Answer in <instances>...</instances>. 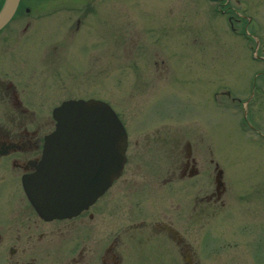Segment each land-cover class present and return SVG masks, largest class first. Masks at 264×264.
I'll list each match as a JSON object with an SVG mask.
<instances>
[{"label": "flooded vegetation", "instance_id": "flooded-vegetation-1", "mask_svg": "<svg viewBox=\"0 0 264 264\" xmlns=\"http://www.w3.org/2000/svg\"><path fill=\"white\" fill-rule=\"evenodd\" d=\"M192 1L204 8L211 43L202 52L206 56H199L205 58L208 76H202V68L195 69L199 79L209 84H247L249 94L264 97V0ZM5 3L0 0V11ZM87 5L90 0H18L13 16L0 30V264H161L165 248L172 258L178 255L184 264H193L192 243L177 230L175 219L188 206L183 217L198 223L224 209L226 201L223 174L217 183L220 168L212 157H199L192 128L183 135L180 124L164 122L144 127L142 135L133 138L139 130L125 126L111 106L124 127L126 147L120 174L99 196L72 215L43 217L25 192L23 180L33 179L45 137L54 129V108L66 100L98 99L82 97L81 90L75 95L71 89L53 104L60 84L48 60L53 50L49 53V47H55L46 30L49 19L63 8L68 21L76 17L74 32L82 38L88 32L83 16ZM191 33L199 35L196 29ZM80 38L71 40L67 48L71 43L80 47ZM39 42L51 44L43 48ZM216 42L238 52L236 65L214 64ZM194 45L191 58L196 65L201 51ZM39 52H45V60L37 59L43 58L44 53L36 56ZM242 52H247L248 63H241ZM243 68L248 76H241ZM218 92L233 106L243 102L231 96L229 88ZM244 104V123L255 130L247 122L248 105ZM204 178L210 180V189L198 194V181ZM181 192L186 205L180 203L177 194ZM167 196L178 202L168 214L161 212V200Z\"/></svg>", "mask_w": 264, "mask_h": 264}, {"label": "rangeland", "instance_id": "rangeland-1", "mask_svg": "<svg viewBox=\"0 0 264 264\" xmlns=\"http://www.w3.org/2000/svg\"><path fill=\"white\" fill-rule=\"evenodd\" d=\"M90 2L83 15L88 32L82 38L74 32L76 17L68 21L63 17L68 12L63 8L49 19L47 33L55 47L56 43L62 46L48 49L49 53L59 50H52L48 56L56 73L53 77L60 84L53 104L67 90L74 89L75 95L81 90L85 93L80 94L82 97L105 101L118 112L125 126L139 130L132 134L133 138L142 135L144 127L164 122L180 124L183 135L192 128L191 139L199 157H212L222 170L226 201L224 209L198 223L191 224L188 216L183 217L188 206L182 209L181 218L175 219L177 230L192 243V263L264 264V97L249 94L247 84H209L199 79L201 75L195 69L202 68V76H208L205 58L199 56H206L202 52L211 43L207 39L208 24L202 16L204 8H197L192 0H100L99 5ZM194 29L199 35L191 33ZM195 36L196 42H192ZM79 38L80 47L71 43L70 47L76 49L67 48L71 40ZM48 44L51 42L41 47ZM192 44L201 51L196 65L191 58ZM226 45L214 44L215 65L238 63V52ZM40 53H44L43 58ZM37 55L39 61L46 59L45 52ZM242 55L241 63H248L247 52ZM244 70H240L241 76H248ZM224 88L243 101L239 107L219 94ZM244 102L248 105L247 122L255 125V130L244 123ZM209 189L210 180L198 181V194ZM177 195L181 205H186L184 194ZM177 203L167 196L161 200V212L170 213L169 207ZM160 263L184 261L178 255L172 258L165 248Z\"/></svg>", "mask_w": 264, "mask_h": 264}, {"label": "water", "instance_id": "water-1", "mask_svg": "<svg viewBox=\"0 0 264 264\" xmlns=\"http://www.w3.org/2000/svg\"><path fill=\"white\" fill-rule=\"evenodd\" d=\"M18 0H6L0 30ZM55 129L46 136L42 159L24 189L43 217L72 215L92 203L118 177L124 162L125 131L100 100H68L53 110ZM218 170L216 182H221Z\"/></svg>", "mask_w": 264, "mask_h": 264}]
</instances>
